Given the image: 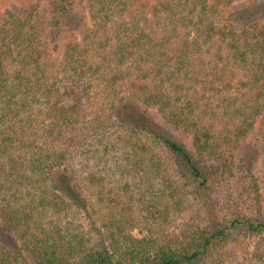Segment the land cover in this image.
Listing matches in <instances>:
<instances>
[{
  "label": "trees",
  "instance_id": "obj_1",
  "mask_svg": "<svg viewBox=\"0 0 264 264\" xmlns=\"http://www.w3.org/2000/svg\"><path fill=\"white\" fill-rule=\"evenodd\" d=\"M80 1L42 0L41 11L33 3L10 12L4 30L15 67L8 70L0 53V264H223L214 254L232 236L258 239L251 260L264 264L263 209L221 219L208 196L203 224L167 242L127 233L123 215L109 234L97 230L99 238L72 220L75 210L92 219L82 181L115 208L125 192L129 210L140 206L149 221L182 212L190 187L207 191L217 176L242 170L255 179L253 162L241 157L237 165L234 152L264 117V0L235 9L226 23L221 14L241 0H90L94 29L85 40L93 37L92 44L65 42L57 59L39 50L87 27ZM246 68L249 79L236 82ZM121 83L131 85L129 97L118 91ZM238 85L255 98L241 100ZM102 89L114 94L109 115L91 110ZM152 108L188 129L193 147L174 138ZM212 118L227 119L230 130L220 137L216 123L207 124ZM111 132L125 162L110 160L104 139ZM140 134L172 155L173 173ZM252 149L261 152L258 143Z\"/></svg>",
  "mask_w": 264,
  "mask_h": 264
},
{
  "label": "rangeland",
  "instance_id": "obj_2",
  "mask_svg": "<svg viewBox=\"0 0 264 264\" xmlns=\"http://www.w3.org/2000/svg\"><path fill=\"white\" fill-rule=\"evenodd\" d=\"M74 1L79 2L80 0ZM255 1L256 0L239 1L232 8L225 9L223 11L219 18L220 21L223 23L228 22L229 13H232L235 9H240L241 7L249 5ZM33 3L37 5L36 8H39V11H41L42 8L45 6L42 0H0V53H2L4 56L5 67L8 70H13L15 67V57H11V55H9V49L6 45L7 39H5V36L8 38V34L4 32V30L6 29L9 30V23H7V21L9 20L8 17L10 15V12H15L19 9H25L29 6L32 7ZM88 3H90V0L85 1L86 7L83 10V12L86 13L84 18L86 19L87 27H81L77 31H67L65 35L62 36L60 41H57L60 42V48L57 51V42H55L52 38H49L48 45H46L45 43H41L38 46L39 50L47 48V51L53 56V58L57 59L62 56L61 44L69 41L78 40L81 42H86V40H89V38L86 40L85 38L88 36L91 30L94 29V21L91 20V11H89L90 8L88 7ZM87 7L89 9H86ZM79 8H81V5L79 6ZM120 8L121 6H116L115 10L118 12L122 11ZM48 11L50 12L49 7ZM95 11L96 10L93 11L94 15L97 14ZM50 14L51 12L49 13V15ZM121 14L124 13L122 12ZM106 29V25L103 24V32H105ZM92 38L93 37H91L89 40L91 44L94 42V39ZM102 39L103 37L101 35L98 38V41ZM10 41L11 40H8V43H10ZM141 75L142 73L139 76ZM238 75V77L236 76V82L239 80L249 79L247 77V68L241 69V72ZM58 76H60V74H58ZM133 79H135L136 82H140V79L138 78ZM129 83H121L120 85H117L119 87H117L118 91H120L122 96L131 95L132 91L129 89L131 88V85ZM236 87L237 88L235 89L234 93L240 95L241 100L245 98V94H247L249 97L255 98L254 92H251L250 90H248V88H245L241 85H238ZM101 91L103 92L101 99L97 100L96 104L94 105V107H92L91 110L94 114L97 111H100L101 115L104 113L109 115L110 104L113 102L112 100L114 98L112 97L114 96H111V102L108 96L110 94H114L111 93L112 90L109 89H102ZM72 101L73 98L71 96H65L62 102L69 105L72 103ZM204 102L208 103V101L206 100H204ZM238 105L241 106L239 102ZM151 113L155 116L158 122L163 124V126L170 131L174 138L187 143L190 147H193L192 133L188 129L183 127H176L175 125L165 121L163 115L159 113L158 109L152 108ZM226 121L227 119L223 118H212L209 119V122L207 124H212L213 122L216 123L214 124V131L221 137L222 135H225V133H227V130H230V127ZM262 129H264V117H259L255 130L248 134L247 138L242 141L241 148L234 152L235 161L237 165L241 157H246L247 161L253 162V171L255 175L254 180L249 179L242 170L230 175L217 176L210 182L207 191H204L199 186L190 187L192 193L189 199L184 204L182 212H177L171 209L170 213H167L168 215L166 217L164 216L158 220L152 218L149 221H147L144 215H142V213L140 212V206L135 205V207L129 210V208H131V204L130 201L126 199L127 194L125 192H121L122 194L124 193L123 206L115 208L111 206V197L108 194L105 193V199L103 202H101L99 196L95 192V188L90 185L87 181H82L84 193L91 199L92 206L90 208V213L92 214V219H89V217L83 211L75 210L73 212L74 216L72 217V220L76 223V226L83 225V227L85 228L83 229L89 233L92 232L93 238H96L100 236V232L98 233V231H101L106 235L109 234L111 230H114L117 224V214L119 215L118 217H120V215H123V220L125 221L127 233L132 234L134 237L139 239L153 238L160 242H167L172 236L181 233L182 230H186L191 227H198L203 224V209L206 202V196L211 198L212 203L219 208L220 213L222 212L221 219L227 218L228 216H232L238 210L247 207H251L253 211H260L262 209L264 211V133ZM114 131L116 132L117 129H115ZM115 132H111V134L109 133L110 135L107 139H104V143L108 144L109 146H112L110 148V150L112 151V153H110V160H114L115 158L116 161V159L118 158L120 162H125V157L121 153L123 151L115 149L116 147L122 148L124 146L123 144L119 145L118 134ZM140 135L142 140L148 145H150L149 147H151L153 153L156 154V156L159 155V157H161L162 161L165 163L166 166L169 165L170 170L173 173L174 171L172 165V155L168 151H166V149L163 148L162 144L156 142L153 137L146 136L143 134ZM134 141L136 142L138 140L136 139ZM254 143H258L260 145V153H257V150H255L257 154L253 153L252 148L254 146ZM117 166L118 165H114V169ZM236 167L237 166L235 164L234 169ZM132 190L134 191L133 188ZM259 194H261V196ZM124 207L125 209H123ZM108 227H111L110 230L108 229ZM235 238L236 236H232L229 245L224 248H219L217 253L214 254V257H219L222 262H224L223 264H232L231 260H233V262H236L237 264L238 260L243 261L244 259L246 264H256L255 260H251V252H254L255 244L258 239H251L250 237H246L237 240V238ZM235 256L237 258L236 260L234 259ZM28 264H32V262L28 260Z\"/></svg>",
  "mask_w": 264,
  "mask_h": 264
}]
</instances>
